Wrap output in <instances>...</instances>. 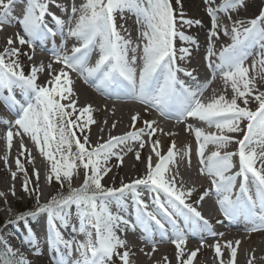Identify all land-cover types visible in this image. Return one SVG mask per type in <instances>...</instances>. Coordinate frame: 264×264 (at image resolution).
<instances>
[{"label": "snow or ice", "instance_id": "1", "mask_svg": "<svg viewBox=\"0 0 264 264\" xmlns=\"http://www.w3.org/2000/svg\"><path fill=\"white\" fill-rule=\"evenodd\" d=\"M50 2L55 3V0ZM180 2L176 0L177 4ZM204 2L208 5L207 13L212 22L206 39L208 67L213 69V78L218 74L226 87L230 85V99L219 95L210 102H202L199 97L207 83L189 85L178 77L177 73L184 71L186 76L196 81L192 72L179 67L177 61L189 56L190 50L187 47L177 50L176 41L196 44L197 41L182 29L202 22L186 19L182 12L178 13L173 8L172 0H86L79 7L73 3L67 21L55 15L53 19L61 35L75 38L78 43L73 45L70 53L53 49L54 63L61 65L59 71L53 69L52 63L46 67L41 63L39 66L33 65L27 75L19 61L20 49L13 45L18 41L21 46L34 48L35 41L57 33L45 24L49 0H25L21 6L20 18L16 22L21 25L23 34L17 33L15 40L9 37L7 47L0 51V100L15 112L14 120L2 121L8 126L3 138L9 149L14 136L21 138V150L15 163L17 169L25 174L23 191L29 196L35 193L36 207L13 214L15 220L6 221L4 226L23 222L28 234H31L29 218L35 219L46 213L48 242L57 253L55 264H116V259L121 264H131L130 251L126 250L127 242L117 232L135 231L137 226L145 233L143 238L152 245L153 252L156 250L153 227L165 235L170 234L178 264H193L199 251H192L187 259H182L185 256L183 246L189 234L207 232L213 237L223 235L212 231L209 221L197 207L187 202L192 190H184L182 180L178 179L179 173L170 169L169 165L174 163L177 155L174 151L175 141L171 142L166 155L158 150L159 140L153 143L152 151L158 159L153 166L152 157H148L143 177L122 183L118 188L102 184L104 177L111 171L107 166L110 159L116 157L122 162L123 157L116 149L126 145L129 140L140 141V147H145L141 136L147 134L151 139L157 132V128L153 127L156 122L144 121L143 127L122 136H110L96 145L91 144L88 135H83L81 140L75 129L83 133L95 120L91 105L77 108L73 81L69 75L71 72L77 73L85 83L98 91L130 96L143 104L146 111L154 108L165 117L174 113L181 122L195 118L206 122L209 127L215 126L220 135L206 134L199 127L188 125L198 145L199 173L207 175L211 184L196 204L214 193L226 219L234 220L243 215L253 225L259 219L260 225L264 227V90H260L264 89V10L247 22L233 21L229 28L222 24L218 13L236 11L244 5V0H222L216 7L212 6L215 0ZM15 6L16 0H0V30L5 24L12 23L9 15ZM62 11L67 12V7ZM126 12L133 13L137 18L136 23L140 25L139 43H134L130 34L127 37L122 35L124 26L117 25V14L123 20ZM221 33L229 36L231 42L217 53L214 40ZM253 43L259 45V53L255 56L248 51L249 45ZM97 49L98 58L92 62L90 53ZM214 56L218 59L217 63L212 62ZM250 58L249 66L246 62ZM29 59L32 57L29 56ZM138 62L139 73L136 68ZM45 70L49 72L50 79L41 85L38 83V74ZM17 90L20 99L16 98ZM62 100L68 103H61ZM238 100L242 101L243 106ZM250 100L257 103L255 110L248 106ZM138 117L139 113L131 117L133 128ZM112 126L114 128L116 125ZM225 133H243V136L237 138ZM22 134L31 138L46 159V182L51 183L54 179L61 188L66 184V194L58 192L47 203H40L39 170H33L36 187H30L31 178L20 160L25 154ZM233 142L238 145L236 152L221 151ZM209 144L215 145L216 150L205 156V148ZM233 157H238L239 170L229 175L234 166ZM136 158H140L139 152ZM4 159L7 163V156ZM29 162H32L30 154ZM81 167L84 170L83 181L79 187H73V177L78 175ZM11 175L13 179L16 178V172ZM238 177H242V181L239 190L234 192ZM142 191L154 193L151 202L142 197ZM129 193L135 204L134 223L110 210L113 202L118 204ZM12 194L15 195L14 185ZM4 195L0 192V197ZM73 206L79 222V228L74 230L85 236L83 241L75 237L66 239L61 231L69 226ZM166 225L169 227L166 228ZM251 230L258 229L254 226ZM27 243L34 245L33 240ZM200 243H204L203 236L200 237ZM235 243L238 246L240 241ZM225 244L231 255L228 264H235L237 247L231 241ZM120 249L125 250L121 252ZM74 251L78 254L75 259L72 258ZM214 251L217 258L222 257L220 243L215 244ZM33 254L40 255L38 249ZM0 264L31 262L0 236ZM220 264H225L223 259H220ZM249 264H252L251 260Z\"/></svg>", "mask_w": 264, "mask_h": 264}, {"label": "bare ground", "instance_id": "2", "mask_svg": "<svg viewBox=\"0 0 264 264\" xmlns=\"http://www.w3.org/2000/svg\"><path fill=\"white\" fill-rule=\"evenodd\" d=\"M56 1H60V0H55V2ZM60 2H62V7L65 6L69 9V12L71 10L73 3L75 4L76 7L80 6L79 1L61 0ZM217 3H218V0H215V4H213L212 6L216 7ZM172 5H173V8L176 9L178 13L182 12L186 19H192L193 21L200 20L202 22L199 25L193 24L191 26H184V28L182 29L186 35L193 37L197 41L196 44H187V43H184L182 41H179L178 39L176 41L177 50H179L180 47H187L190 50L189 56H187L183 61H180V60L177 61L179 67L185 71L194 70V73H197V71L202 70L201 63H200L201 59L206 58V51H207V47H208V45L206 43V39L208 37L205 38V36H208V33H209L211 26H212L211 18L207 13L208 5L205 4L204 0H181L180 4H177L176 0H172ZM261 10H264V0H244V5L242 7H240L238 10L232 11V12H227V13L221 12L222 15L220 13H218V15L220 17L222 24L227 25L229 28H231L233 21L243 20V21L247 22L248 20L254 19L256 16L260 15ZM69 15L70 14H68V16ZM229 16H231V19H229ZM117 19H119V20H117L118 27L120 25L124 26V28L121 29L122 35H125L127 37L130 34L131 39L134 38L135 36L137 38L139 37V32H140L139 31L140 29L138 28L139 24H137L135 20L126 19V17L123 20H121L119 17V14H117ZM14 21L12 22L13 23L12 26L15 25L20 30V32L22 33L21 25L18 24L16 22V20H14ZM74 21H75V19H74ZM125 29L127 31H125ZM230 42H231L230 37L224 36L221 33L220 37L218 39L214 40L215 47L218 46L217 48H219V49H216L217 53L226 44H228ZM69 45L70 46L76 45L75 40L69 41ZM248 49L250 50L249 52H251L254 56L259 53V45L258 44L253 43L251 46L249 45ZM178 53H179V51L177 52V54ZM46 58H47L46 56L40 55L39 53H36L32 57V59H36L35 63L37 64V66H39L41 63L44 64L46 62ZM212 61H213V63H217L218 62L217 57L216 56L212 57ZM246 63L250 66L251 65V58ZM197 66H198V70L196 69ZM60 68H61V66L59 68H57L58 71ZM57 69H55V71ZM203 72H205V71L198 72L197 77L198 78H204V80H208L210 77L205 76V74ZM211 72H213V69ZM74 73L75 72L69 73L72 81H74V78H75V79L79 80L80 83L83 84V86H80L78 84H75V86H73V91L76 94L75 99L77 100V106L79 108L84 107L86 105L92 106V115H93V119L95 120V123L90 125L91 127H90V130L88 133V136L90 138L92 145H94V143H98V142L102 143V142L108 140L110 136L125 135V134H122V132H120V131L118 132V130H120V127L125 126L128 123L129 116L132 113H133L132 115L139 113L138 118H140L141 116L144 115V113H142L143 111H142L141 107L136 108V107H132V106H123V107L117 108V106L115 105L116 103L114 102L115 99H112L110 97L106 98L110 102L109 101L103 102L105 97L101 98V93L98 92L95 87H93L89 83H85L82 77H80L77 73L76 74H74ZM180 73H184V71H181ZM250 74H253V73L250 72ZM62 82H63V78H62ZM218 82L219 83L217 84V86L215 85L216 86L215 89H214V87H212L211 89L207 90V92H205L203 99H207V100L211 101L213 98H215L219 95H225L226 98H228V99L231 98L232 91H231L230 85H228L226 87L224 85V82L221 79V77H220V80H218ZM258 87H259V85H258ZM260 90H264V89H260ZM65 101L68 103L67 100H65ZM238 103H240L241 106H243L241 100H238ZM248 106L252 110H255L258 105L256 102H254V100H250ZM103 107L105 110L108 109V111L103 112ZM116 111H117V113L115 114L116 117L114 118L113 115ZM148 115L150 116V117L148 116L150 121L156 122L153 125V127L157 128V132L153 136H155V137L159 138V140H161L158 150L161 152L162 155H166L167 150L171 146L172 141H175V145H176L174 151L176 153H177V151H180L182 149V147L186 144L187 140L189 139L188 136H186L184 134H188L190 137L192 134V137H191V138H193L192 144H195L194 143V141L196 140L195 135L193 132H191L188 129L189 124L193 125V127H199L206 134L220 135V131L217 132L215 130H210L207 127V124H204L203 126L200 127L199 123L201 121H199L198 119H195V118L188 119V120H186L187 122L183 123V121L182 122L181 121L180 122L170 121L169 119H165V117H162V116L153 117V115H151L150 113ZM3 116H4L3 114H0V123H2V121L5 120V119L1 120V119H3ZM103 118H105V120L102 122ZM131 122L132 121H130L128 124L131 125ZM2 124H4V123H2ZM113 124L116 125L114 128L112 126ZM5 128H8V127H5ZM169 133L171 135H169ZM225 134L233 135V136H236L237 138H242V136H243V133H225ZM95 141H97V142H95ZM20 144H21V141H20V139H18L16 141V148L19 150V152L21 150ZM3 149L4 148L0 144V168H3L5 166L4 163H1V161L3 159V157H2ZM215 150H216V146L212 145V147H209V149L206 150L205 153L208 156L211 154V152H213ZM237 150H238V145L235 142H233V143L229 144L225 149H222L221 151L222 152L223 151L236 152ZM26 151H28V149H26V146L24 144V153H26ZM116 151L119 152L120 155L123 157L122 162L118 161L121 168L120 167L117 168V170L113 174H108L106 177L108 181H113L114 179H116V177H118V173L121 172L122 179L125 181V183H130L134 180L133 178H135V176H134L135 174H138L141 171L145 172L149 156L152 157L153 166L155 165V163L157 162V159H158L156 157V160H154L153 159L154 156L150 155L149 153H145V154L143 153L142 154V152H140V158L137 159L136 153L134 152V149L128 145H121L116 149ZM14 154H17V152L15 151ZM194 158L196 160V164L200 166L197 151H195V153H194ZM233 162L237 166H234L232 168V170H230V172L228 173L230 175H233L235 172H237L239 170L238 157H233ZM173 164H170L169 167H172ZM259 166H260L259 162H257V167H259ZM10 169H12V168H10ZM29 169L31 172H33V170H34L32 165L29 166ZM47 172H48V170H47ZM144 175H145V173H144ZM241 181H242V177H238L236 180V186L234 188V192L239 190V185H240ZM193 184L196 185V187L193 191L195 193L202 191V190H206V189L211 187L209 177L206 175H201L200 173L198 174L197 177H194ZM184 190H188V187L185 186ZM7 191L11 192L12 190L7 189ZM128 195L130 196L129 198H131L130 199V201H132L131 203L134 204V201L131 197V194L129 193ZM143 198L146 201L151 202V200L149 198H146V196ZM128 211L129 210L125 209V208H123V210L121 211V213L124 215V216L123 215L122 216L125 217L126 219H128V217L132 218V216H133V213H131L129 215ZM205 214L211 219L221 220V217L214 216L213 211H209V213H205ZM211 228H212V231H214L216 233H223V235L222 236L218 235L216 237L211 236L210 238H208L206 240V243L216 241V243H220L221 245H224L226 241H231L233 246L236 247L237 245L235 242L240 241L238 239L240 237L238 235L239 232L236 234L235 231H229L227 228L222 227V225H220V224H216L215 228L211 226ZM218 229H220L221 232ZM10 230H12L11 237L8 236L9 235L8 232ZM132 232H133V234H132ZM6 234H7L6 240L9 242V244H11L13 249L18 250L19 253L25 254V253H22V251H24V248L31 249L27 243L26 238L23 237L22 242H20V243L16 242L12 238V235H15V237L20 236L19 231L17 230V227L10 224L8 229H7ZM34 234L36 235V237H38L36 231ZM144 234L145 233L143 232V230L141 228L138 229V226L136 227L135 231L131 230L130 232H127L125 234V236H126L125 240L127 242V246L130 249L131 264H177L176 263L177 258H176V256H174V253L172 252V250L168 246H164V245H166V243H160V244L157 243L155 245L156 250L153 252L152 245L150 243H148L143 238ZM64 236L66 239L71 238L69 236V234H66ZM256 236H259V234H257ZM251 237H252V235L249 236V238H251ZM249 238L246 237L245 240L243 239V241H241L242 242L241 246L247 245L249 243ZM22 243L24 245H22ZM186 246L187 247H184L185 254L191 253L193 251V247H195L193 244H190V243H188ZM203 246L204 245L198 247L199 251H197V255H198V252L203 254V251L205 250V252L207 251V253L209 255H212L211 260L213 261V256L215 257L214 247H211V246H209L208 248L204 247V250H202ZM225 249H227L226 246H225ZM45 250L49 251V250H52V248L50 246H45ZM194 250H195V248H194ZM241 251H242V249L237 250V256H236L235 264H249V260L252 261V264H261V263L264 264V249L262 246L259 245L258 250L252 249L251 251H248L247 254H242ZM32 252H34V251L32 250ZM229 254H230V251H229ZM27 255H29V254H25V256H27ZM205 256H206V254H205ZM165 257H167V260H165ZM182 259H184V257ZM230 259H231V255L229 256L228 262L230 261ZM198 260H199L198 264H214V263H210V260H208L206 257H204V256L202 257V255L200 256V254L198 255Z\"/></svg>", "mask_w": 264, "mask_h": 264}, {"label": "rangeland", "instance_id": "3", "mask_svg": "<svg viewBox=\"0 0 264 264\" xmlns=\"http://www.w3.org/2000/svg\"><path fill=\"white\" fill-rule=\"evenodd\" d=\"M61 1V0H60ZM71 1H79L80 2V6L82 4H84L86 2V0H71ZM222 0H218V3L216 5H219L220 2ZM206 13V12H205ZM222 15V13H220ZM125 17L126 19H132L136 21V16L133 13H125ZM73 19H75V17H73ZM119 20V19H117ZM140 29V25L138 27ZM141 30V29H140ZM139 30V31H140ZM20 33V30L14 25L12 26L11 24H5L3 26V29L0 30V51H3V49L5 47H7V40L9 37L13 38L15 40L16 38V34ZM198 36V35H197ZM208 37V36H205ZM134 43H139V39L135 36L134 38H132ZM14 47H18L20 49L21 55L19 56V61L20 64L22 65L25 74H29L30 72V68L35 65V61L36 59H29V56L32 57L31 54H35L34 51L32 50V48H30L28 45H19L18 41L13 45ZM218 47V46H217ZM215 47V49H219ZM31 53V54H30ZM47 60V59H46ZM202 61V59H201ZM52 63V67L53 69H57L59 68L61 65L54 63L51 60H47L44 65L45 67L49 64ZM202 63V62H201ZM37 66V65H36ZM137 70H140V63L138 62L136 65ZM58 71V69L56 70ZM72 75V74H71ZM73 76V75H72ZM210 77L206 83H207V87L204 91L207 92V90L211 89L212 87H214V89L216 88L217 84L219 83L218 80H220V75H216L215 78H213V73L211 72V74L208 76ZM74 78V77H73ZM50 79L49 76V72L47 70H45L42 74H38V83H40L41 85H45V82ZM73 86H75V84H78L80 86H83L82 83H80L79 80L74 78L73 81ZM216 85V86H215ZM204 96L202 98H200L202 100V102H210V100L207 99H203ZM104 102V101H103ZM61 103H67L65 100H62ZM143 105V104H142ZM77 106V105H76ZM123 107V106H122ZM137 107H141V106H137ZM77 108H79L77 106ZM120 108V107H117ZM142 109V113H144L143 116H141L140 118H138L137 123L135 125V128H133L132 126V122L131 125L128 124L131 120V117L133 116L132 114L129 116L128 118V123L125 126L120 127V130H118V132H122V134H126L130 131H134L136 130V128H140L144 126V121H150V119L148 118V112L145 110V106L143 105L141 107ZM107 112V110L104 109L103 107V112ZM118 111V110H117ZM117 111L114 113L113 117H116V113ZM150 111H152V109L150 108ZM78 114V113H77ZM150 117V116H149ZM149 119V120H148ZM105 120V118L102 119V122ZM187 122V121H186ZM185 123V122H183ZM204 124H206V122H200L199 125L200 127L203 126ZM2 126V125H1ZM90 125L88 126L87 129H85V131L83 133H81L79 131V129H76L78 132L79 137H82L83 135H88L89 130H90ZM207 127L210 130H215V131H219L215 126H211L209 127L207 125ZM75 130V131H76ZM7 128L3 129L0 128V144L2 145L3 152H2V161L1 163H4V167L0 168V192L4 193L5 195L3 197H0V211H1V216L3 217V219L6 221H8L7 219L9 218L10 215H12L15 211L20 210V208L22 207H26V206H30V204L35 205L36 204V200H35V193H33V195L29 196L27 193H25L22 189V182L25 179V174L24 172H21L17 169L16 167V158L19 155V150L16 148V141L18 139L21 138L14 136L13 137V143H12V147L11 149H9L7 147V141L3 138L6 134ZM13 131L15 132L16 129H13ZM125 131V132H124ZM186 136H188V140L186 142V144L182 147V149L180 151H177V155L175 157V161L174 164L172 165V167H170V169H172L174 172H178L179 173V180H182L184 187H188V189L192 190V195L190 196V201H195L197 198L200 197L202 191H199L197 193L193 192L196 185L193 184V180L194 177H197L199 174V165L196 164V160L194 158V153L195 151H197V142L196 140L194 141L195 144H192V134L191 137L188 134H184ZM23 136V143L26 146V149H28V151H26V153L24 154V156L20 157L21 162L24 164L25 169L27 170V175L29 178H31V185L30 187L35 188L36 187V180L35 177L33 176V172L30 171L29 166L32 165L34 169H38L39 170V193H40V203L44 204L47 203L48 200L55 194H57L58 192H64L65 194L67 193V185L65 184V186L63 188H61L60 184L58 182H56L54 179L51 183L46 182V175H47V170H48V165H47V161L46 159L40 154L39 150L37 149V147L35 146V143L31 140L30 137H28L27 135L22 134ZM143 136V140L145 147L141 148L140 147V141H128L127 143H129L130 147L134 149L135 153H140L142 152V154L144 153H149L150 155L154 156V160H156V156L155 153L152 151V147H153V143L157 140H159V138L152 136L151 139H149L147 134L142 135ZM161 141V140H159ZM97 142V141H95ZM97 143H94V145H96ZM213 144H209L207 145V147L205 148V152L206 150L209 149V147H212ZM215 146V145H213ZM74 150V149H73ZM17 152V154H14V152ZM187 152L188 155H184V153ZM29 154L31 155L32 158V162H29ZM205 155L207 156V154L205 153ZM5 156H7V163H5ZM234 163V162H233ZM234 166L235 163L233 164ZM111 171L108 174H113L115 173V171L117 170V168L120 167L118 160H116L115 157H112L107 165ZM233 166V167H234ZM12 168V169H10ZM121 168V167H120ZM12 172H16V178L13 179L11 173ZM144 173H146V169L145 172L141 171L138 174H135V178H133L134 180L136 178H141L143 177ZM107 174V175H108ZM107 175L104 177V179L102 180V184H104L105 186H110V187H120L122 185V183H125V181L122 179L121 176V172L118 173V177H116V179H114L113 181H108L107 180ZM84 178V170L81 167L80 169H78V175H74L73 177V181H72V186L73 187H79L80 184L82 183ZM14 185V190H15V195L12 194V191L9 192L7 191V189L12 190ZM4 186V187H3ZM179 187V184L177 185ZM210 195H215L214 193H210ZM210 195L208 197H206L201 203L198 204V209L200 211H203L205 213H209V211H213L215 213V202L217 201V197L216 195L211 198ZM198 201V200H196ZM29 203V204H28ZM205 203V204H204ZM197 205V204H196ZM120 209V204L113 202L112 205H110V210L114 213V214H119V215H123L122 213H119L118 210ZM71 214L76 215V209L73 206ZM124 216V215H123ZM129 219V217H128ZM130 220V219H129ZM15 223H13L12 225H14ZM16 225V224H15ZM20 225H23L22 223ZM18 225V226H20ZM17 226V225H16ZM9 225H7V227H5L4 225L2 227H0V236H2L4 238V240L7 239V229H8ZM222 227H224V225H222ZM21 228L24 229V227L21 226ZM23 229H21V231H23ZM72 230L71 226L69 228L63 229L62 233L64 235L69 234V236L71 237L72 234L70 233ZM220 231V229H218ZM131 231V230H130ZM127 231V232H130ZM127 232H117V235H119L122 239H125V234ZM221 232V231H220ZM9 233V237H11V233ZM133 234V232H132ZM73 237V236H72ZM12 238H14L15 240H17L19 243L22 242V239L19 236L12 235ZM249 238V237H248ZM241 241H243V239L245 240L246 238L244 237H239L238 238ZM29 240V239H28ZM7 241V240H6ZM34 241V240H33ZM193 244L195 247H193V251H195L196 249H198L199 246H202L201 243H199L198 241L194 240ZM216 244V241H212L210 243L207 244H203V249L204 247L208 248L209 246L214 247ZM11 245V244H10ZM22 245H24L22 243ZM29 247L31 249H27L24 248V251H22V253L25 254H29L27 256H30L32 259L28 258L27 256H25V254H23L30 262L31 264H55L51 261V263H49L47 260L44 259V257L42 256H37L34 255L32 252V250H34L35 247V241H34V245H30L28 244ZM242 245V242L236 246L237 250H241L242 249V254H247L248 251H251L252 249H259V245L263 247L264 249V238L261 237H257L255 235H253L251 238H249V243L247 245ZM222 246V257L221 258H217L216 256H213V261L211 260L212 255H209L207 253V251L205 252V250L203 251V254L199 253L200 256L202 255V257H206L208 260H210V263H214V264H220V259H223L225 264H228V260H229V250L228 248L225 249L226 244L221 245ZM168 247L172 250V252L174 253V256H176V249L175 246L173 244H169ZM183 247H187L186 244ZM227 247V246H226ZM195 248V250H194ZM213 249V248H212ZM31 250V251H30ZM125 249H120L119 251H124ZM128 248L127 246V249ZM225 251V252H224ZM198 254V255H199ZM206 254V256H205ZM190 255V253L185 254L184 259H187V256ZM198 255H197V259H193V264H198ZM208 255V256H207ZM173 256V257H174ZM115 259V258H114ZM212 261V262H211ZM178 264V261L176 262ZM116 264H121V262L116 259ZM263 264V263H261Z\"/></svg>", "mask_w": 264, "mask_h": 264}, {"label": "trees", "instance_id": "4", "mask_svg": "<svg viewBox=\"0 0 264 264\" xmlns=\"http://www.w3.org/2000/svg\"><path fill=\"white\" fill-rule=\"evenodd\" d=\"M28 204H29V203H28ZM34 206H36V204H35V205L30 204V206H26L25 208L23 207V208H21L19 211L14 212L13 214L24 213L25 211H27L28 209L33 208ZM13 216H14V215H13ZM3 222H4V219H3V217L1 216V211H0V223L2 224Z\"/></svg>", "mask_w": 264, "mask_h": 264}]
</instances>
